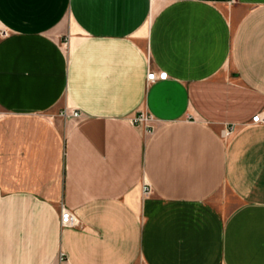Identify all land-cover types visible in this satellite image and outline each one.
<instances>
[{"label": "crops", "instance_id": "crops-1", "mask_svg": "<svg viewBox=\"0 0 264 264\" xmlns=\"http://www.w3.org/2000/svg\"><path fill=\"white\" fill-rule=\"evenodd\" d=\"M0 29V264H264V0H0Z\"/></svg>", "mask_w": 264, "mask_h": 264}, {"label": "built area", "instance_id": "built-area-1", "mask_svg": "<svg viewBox=\"0 0 264 264\" xmlns=\"http://www.w3.org/2000/svg\"><path fill=\"white\" fill-rule=\"evenodd\" d=\"M6 31L3 29H0V36H5ZM158 79V76L155 75L154 72H150L147 75V80L148 81H155ZM68 113H63V117H67ZM73 116H78L77 113H73ZM151 121V117L148 115H145L143 113L138 114L135 118L132 120V124L134 125H146ZM251 122L254 124H264V110L256 114L255 116L252 117ZM147 130H151L150 126H147ZM151 192V187L149 185H145L143 187V193L144 194H149ZM60 224L62 227H77L79 225L78 220L72 215V213L67 210L62 208L61 209V215H60ZM60 259H63L64 256L63 254L59 255Z\"/></svg>", "mask_w": 264, "mask_h": 264}, {"label": "rangeland", "instance_id": "rangeland-1", "mask_svg": "<svg viewBox=\"0 0 264 264\" xmlns=\"http://www.w3.org/2000/svg\"><path fill=\"white\" fill-rule=\"evenodd\" d=\"M68 113V115H67V117H64V118H73V119H77V118H79V116H80V114H79V112L78 111H75V110H73V111H68V110H66V109H63L60 113H59V115H60V117H63L62 116V114L63 113ZM73 113H77V115L78 116H73ZM144 187V186H143Z\"/></svg>", "mask_w": 264, "mask_h": 264}]
</instances>
